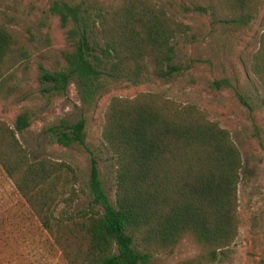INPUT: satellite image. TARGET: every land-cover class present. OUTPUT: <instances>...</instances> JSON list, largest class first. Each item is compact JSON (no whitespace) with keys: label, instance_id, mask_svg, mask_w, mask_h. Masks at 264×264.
Segmentation results:
<instances>
[{"label":"trees","instance_id":"16d2710c","mask_svg":"<svg viewBox=\"0 0 264 264\" xmlns=\"http://www.w3.org/2000/svg\"><path fill=\"white\" fill-rule=\"evenodd\" d=\"M226 27L245 28L263 0H217ZM64 29L66 48L51 69L38 64V91L65 96L72 84L87 115L121 81L171 80L177 38L190 26L154 0H53L48 8ZM26 49L0 21V91L18 101L31 93L10 84V66ZM250 70L264 86V30ZM230 86L226 78L209 83ZM33 118L23 108L11 124L0 119V168L48 234L66 264H213L238 235L240 151L230 132L194 103L157 92L112 96L103 112L102 140L115 161L113 201L92 161L91 203L74 210L78 175L67 162L31 159L17 135ZM62 146L84 145L86 121L60 118L47 128ZM192 256L170 262L180 244Z\"/></svg>","mask_w":264,"mask_h":264},{"label":"rangeland","instance_id":"374dc122","mask_svg":"<svg viewBox=\"0 0 264 264\" xmlns=\"http://www.w3.org/2000/svg\"><path fill=\"white\" fill-rule=\"evenodd\" d=\"M53 0H0V21L9 24L25 47L10 66V84L31 93L18 101L0 91V119L11 124L23 108L33 111L30 126L17 137L31 159L48 157L70 164L78 175L79 198L74 210L91 203L88 188L92 161L103 188L113 201L115 161L102 137L103 112L112 96L132 97L139 92L160 93L182 103H194L211 120L230 132L240 151L242 167L238 183V235L213 264H264V86L250 70L252 54L264 30V0L255 18L233 30L221 21L217 0H154L167 13L188 24L190 32L175 41L180 70L169 81L151 79L131 84L121 81L97 101L85 115L74 85L65 96L48 98L38 91V64L51 69L61 62L64 29L48 11ZM110 8L117 0H101ZM226 78L230 86L212 89L209 83ZM60 118L86 121L84 145L62 146L47 128ZM197 247L180 243L167 255L170 262L197 253ZM0 264H66L52 240L29 211L12 182L0 168Z\"/></svg>","mask_w":264,"mask_h":264}]
</instances>
